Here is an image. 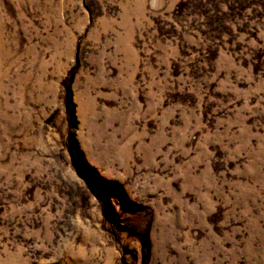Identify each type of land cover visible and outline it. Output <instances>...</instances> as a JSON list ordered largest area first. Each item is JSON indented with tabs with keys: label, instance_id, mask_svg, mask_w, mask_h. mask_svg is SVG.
<instances>
[{
	"label": "rangeland",
	"instance_id": "rangeland-1",
	"mask_svg": "<svg viewBox=\"0 0 264 264\" xmlns=\"http://www.w3.org/2000/svg\"><path fill=\"white\" fill-rule=\"evenodd\" d=\"M0 264H264V0H0Z\"/></svg>",
	"mask_w": 264,
	"mask_h": 264
}]
</instances>
